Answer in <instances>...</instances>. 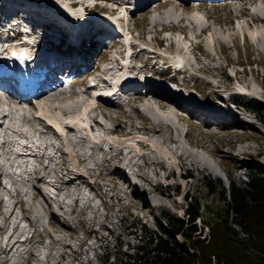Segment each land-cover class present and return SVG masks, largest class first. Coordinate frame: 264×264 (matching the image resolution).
Masks as SVG:
<instances>
[{
  "label": "rangeland",
  "instance_id": "374dc122",
  "mask_svg": "<svg viewBox=\"0 0 264 264\" xmlns=\"http://www.w3.org/2000/svg\"><path fill=\"white\" fill-rule=\"evenodd\" d=\"M35 1L47 9H56L58 0ZM160 1L164 0H157L153 8ZM243 1L227 0L234 3L229 8L224 7L225 1L218 5L206 4L202 12L178 11L169 6L148 13L150 7L147 6L131 13L122 7L120 13L113 15L124 32L127 29L132 32L131 40L151 49L140 47L139 54L121 63L116 59L122 57L119 45L113 48L114 42H118L115 39L99 49L98 57L87 72L93 73L96 88L104 86V77L109 80L115 77L116 81L123 73L130 76L132 72L134 80L140 83L141 95H148L146 89L153 90L144 101L114 106L106 116L95 105L87 106L93 99L85 84L63 87L66 94L58 102L55 98L59 94H51L46 100L42 99L40 108L32 102L8 105L13 114L21 118L17 123L22 124L23 136L27 133L34 137L42 155L33 156L31 162L23 155L22 169L17 170L12 167L14 157L9 159V147L1 145L0 264H8L9 253L4 246L13 247L10 251L13 264H126L128 254L135 253L134 248L141 243V225L145 224L150 230L158 229L159 223L166 224L163 212L185 218L191 205L200 206L201 216L196 222L201 237H210V225L218 211L223 212L227 207L222 193L228 192L231 178L242 183L250 170L264 171V121L251 110L255 103L264 102V42L261 38L264 23L253 24L248 17L235 19L233 14L239 13L238 6ZM251 7L264 13L262 2H255ZM99 8L94 15L100 19L107 17ZM103 10L111 12V9ZM184 16L186 21H177ZM189 16L211 28L203 33L200 27L190 23ZM173 18L181 26L190 23L189 36H197L200 42L202 56L190 50L182 56L183 66L173 62L175 54L179 53V44L184 41L182 34L179 31L161 33L162 27L174 24ZM166 36L168 41L164 39ZM194 40H191L193 44ZM29 41L34 40L30 37ZM187 44L191 43L187 41ZM155 49L167 56L156 53ZM103 61H107L103 67H109L103 68L106 71H97ZM137 62L138 65L149 63L145 67L149 69L155 65L157 74L149 75L151 80L146 81L142 71L129 66ZM231 62L233 64L226 69ZM164 88L185 97L187 102L176 100L186 108L191 105L199 108L198 115L192 106L193 111H188L170 102L169 110L161 109L156 95L164 92L154 90L164 91ZM235 90L243 92L240 100L231 98ZM135 96L136 93L127 94L125 98ZM95 100L96 104L100 103ZM41 114L56 121L55 128L62 133H56L54 127L47 125V119ZM80 118L87 119L90 126ZM158 123L160 125L154 126ZM3 132L11 134L8 127H4ZM122 151L124 154L119 156ZM154 160L156 162H152ZM68 165L73 169L64 168ZM120 168L125 173H121ZM173 169L174 177L166 178ZM66 170L74 176L73 180L66 181L61 176ZM185 172L188 175L181 176ZM89 177L95 182V189ZM51 178L55 179L49 181ZM64 184L76 190L61 191ZM111 193H116V197L111 198ZM96 194L102 196V201ZM102 206L107 209L106 217ZM11 211L13 214L8 218L6 215ZM16 228V241L22 228H27L29 239L14 246L16 242H9L7 238ZM56 228L62 232L52 235L50 232ZM176 237L184 240L181 234ZM211 260L217 263L214 255Z\"/></svg>",
  "mask_w": 264,
  "mask_h": 264
},
{
  "label": "trees",
  "instance_id": "16d2710c",
  "mask_svg": "<svg viewBox=\"0 0 264 264\" xmlns=\"http://www.w3.org/2000/svg\"><path fill=\"white\" fill-rule=\"evenodd\" d=\"M251 110L264 121V102ZM222 194L227 207L218 211L209 238L199 233V205H191L185 218L166 211V224L159 223L158 229L142 225L141 243L126 264H213V255L216 264H264V171L250 170L242 183L231 178L228 192Z\"/></svg>",
  "mask_w": 264,
  "mask_h": 264
},
{
  "label": "bare ground",
  "instance_id": "6f19581e",
  "mask_svg": "<svg viewBox=\"0 0 264 264\" xmlns=\"http://www.w3.org/2000/svg\"><path fill=\"white\" fill-rule=\"evenodd\" d=\"M156 1H154V0L153 1H151V0L145 1L144 0L143 1L144 3H143L141 8L143 9L144 7L149 6L150 9L147 10L148 13H153L154 11H156L160 8H165V7H169V6L176 7V9L178 11L180 10V11H185V12L186 11L195 12V11H193L194 6L187 5L186 3H179V2L177 3L175 0H164V1H160V3L157 2L158 6L153 8V4H155ZM225 2H226L225 6H224L225 8H229L230 5H232V6L234 5L233 2H227V0ZM255 2L264 3V0H244L243 4L241 6H238V8H240V12L238 14H236V13L233 14V12H232V14L235 15L238 19L243 18V17H248L250 22L253 24L259 23V22L264 23V13H260V12L253 10V7H251L252 8L251 10H249L248 6H246V4H250V3L253 4ZM29 3L32 4L33 6H37L36 9H38V10L42 9L45 11L47 9L46 6L41 5L39 2H37L35 0H29ZM61 10H63V13H66V12H70V11L73 12L74 9L70 7L69 1H64V0L63 1H61V0L56 1V9H53V8L49 9V11H52L54 13L53 15H60ZM79 10H82V7H80ZM103 18H105L107 20V22L111 23L112 25L118 26V22H117V19L115 17L103 16ZM189 19H190L189 21H192L190 23H194L197 25L196 27H200L202 29L203 33L211 28V25H209V24L208 25L204 24V26H203V23L198 22V19L196 17L189 16ZM152 21H155V20L153 19ZM168 21H171V18H170V20L168 19ZM172 21H176V20H174V18H173ZM177 21H179V22L186 21V17L185 16L180 17L179 20H177ZM175 28H178L177 25L174 26V29ZM43 29H44V36H43L44 41L49 42L52 45H55L58 47H60L63 43H65V41H66L65 36L63 35V33L61 31L57 30L55 27L46 24L45 26H43ZM99 34H100L99 32H92V30H90V29L82 30L81 32H79L77 34V38H78L79 42L76 44V47L79 49V53H80L79 56L83 60V64H84L83 67L85 70H88L89 67L93 64V62L97 58V52L103 46V44L101 43V41L99 39ZM124 35H125L127 43L129 44L131 41L129 33L124 32ZM29 38H30L29 36L26 37L27 40ZM251 38H252V40L255 39V37H251ZM261 38H262V42H264V34H262ZM253 43H255V41H253ZM25 45H26L25 48L27 50V55L24 58L18 57L16 60L9 61V63H5L6 61L3 59V57H5V55H8V53H6L5 50L7 52H10V50H8L9 46L6 45V48L2 52L0 51V56H1L0 57V60H1L0 61V69H8V68L12 69L13 67H15L11 70V72H15V74H17L16 76L19 79V85L20 86H24L23 84L25 81H28V80L32 81L33 77L36 76L38 70L42 69L41 68L43 65L42 63H44L46 60V57L42 52H39L38 50L33 49L32 42L29 41V42L25 43ZM179 47H180V49L178 50V52L181 56H183L184 54H187L190 51V47L187 44V41H185V40L183 41L182 44H179ZM52 54L56 55L57 53L53 52ZM49 55H51V54H49ZM180 55L178 56L179 64L184 62V59H182L183 57L181 58ZM128 56L129 55L127 54V57ZM131 69H135V68L131 67ZM138 70L141 71L142 68L138 67ZM150 76H151V74H150ZM150 76L149 75L146 76L145 80L146 81L151 80ZM126 77H127L126 73H123L122 76H120L116 79V81L114 80L113 86L110 88H107V89H103L102 87L96 88L94 91L95 94L92 97L93 101H91V103L92 102L93 103L92 104L90 103L87 106H89V105L94 106L95 105L94 107L101 109L102 114H104L106 116L109 115L110 112H112V110L115 107L111 106V105H104L103 103L96 104L95 99L97 98V96L99 94L106 97L107 95L115 94V92L117 93L118 89L120 88L121 82H124L126 80ZM84 79L85 78H82L81 81H83ZM56 88H58V87H55L53 90H51V92H46L42 97L37 99V103H34V104H36L38 106V108H40V107H42L41 101H43L42 100L43 98L45 99V97H47L51 94H56V93L59 94V97L55 98V100H56L55 102H58L60 100V98L66 94V92H64L62 89H56ZM148 92L150 93L151 91H148ZM149 93L146 96H143L141 94H137V96L133 97L131 99V101H137V100L144 101V99H146L150 96ZM156 97L159 101L158 106L161 109H168L169 110L171 108V104L175 105V103H173L170 99H167L162 95H156ZM168 102H170L171 104ZM32 104H33V102H32ZM8 105H15L16 106V104H14V102H12L10 98H6L5 95H1L0 96V116L3 115V118H7V122H6L7 127H9L11 130V132H10L11 134H8V135L4 134L3 130H0L1 131L0 137L3 138L1 141V145L7 144V146L9 147V151H8L9 159H12V157H14V160L12 162V167L17 168V170H21L23 163H21L20 161H23L22 158H24L23 155L25 154V152L28 155L34 156V155H36L37 152L33 148L40 149L39 148L40 146L39 145L36 146V142L34 141V137L32 138V137L28 136L27 133L23 136L24 131L21 127L22 124L19 123V125H18V123H17V121L21 118H17V116L15 114H13L12 110L9 109ZM56 108H59V107L56 106ZM19 109H21V107H18V110ZM38 116L40 117V115H38ZM41 116H42V114H41ZM163 116H165V115H163ZM49 118H46V119L49 122L50 127L53 128V127L58 126L56 121L49 119ZM150 118L152 119L151 116H150ZM80 120L82 122H86L89 125V121L87 119L80 118ZM71 121H73V120L71 119ZM157 125H160V124L158 123L154 126H157ZM0 126L3 128L4 127L3 123H1ZM56 132H57V130H56ZM59 132H60V134L62 133L61 131H59ZM18 150H20V153H23V154H19ZM121 155H123V152H120L119 156H121ZM181 156L183 157L184 155L181 154ZM19 159H21V160H19ZM85 160H86V158H85ZM157 161L160 162V160H157ZM152 162H156V161L154 160ZM160 163H162V162H160ZM120 169H121L120 170L121 173H125L123 168H120ZM15 174H17V173H15ZM41 176H44V175L42 174ZM54 179L55 178H53V179L51 178L50 180H54ZM67 181H70V180H67ZM60 190L61 191H65V190L75 191L76 189L72 188L70 185L67 186V184H64V186H61ZM71 213H73V211ZM12 214H13V211L8 213V215H6V216L8 218H10L12 216ZM49 225L56 227L53 223L49 224ZM17 227L19 228V225ZM2 229H4V228H2ZM16 230H17V228L14 229L12 234L10 233V235L7 238L8 241L9 242H11L12 240H13L12 242L15 241L16 243L14 244V246L17 243L27 242L28 236L26 235V232H25L27 230V228L21 229V231H24V237H23L24 239L18 238L17 241L15 240L16 239V236H15ZM57 230H58V228L51 231L50 233L52 235H54L55 232H58ZM18 231H19V229H18ZM60 232H62V231L60 230ZM60 232H58V233H60ZM26 239H27V241H26ZM24 249L27 250L28 247L25 246Z\"/></svg>",
  "mask_w": 264,
  "mask_h": 264
}]
</instances>
